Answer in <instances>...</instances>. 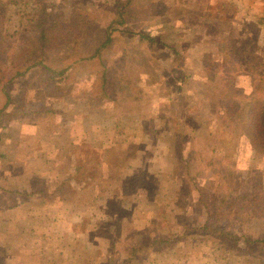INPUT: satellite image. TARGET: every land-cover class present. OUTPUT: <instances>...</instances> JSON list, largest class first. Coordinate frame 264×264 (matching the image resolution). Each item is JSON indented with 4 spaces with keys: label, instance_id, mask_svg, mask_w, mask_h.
Wrapping results in <instances>:
<instances>
[{
    "label": "rangeland",
    "instance_id": "obj_1",
    "mask_svg": "<svg viewBox=\"0 0 264 264\" xmlns=\"http://www.w3.org/2000/svg\"><path fill=\"white\" fill-rule=\"evenodd\" d=\"M130 1L140 15L113 25L117 39L78 65L64 92L18 97L20 76L10 101L0 91V264H10V230H22L23 245L49 243L30 231L56 211L71 227L67 242L82 245L80 264H264V155L237 125H221L203 78L227 74L248 92L260 76L264 88V0ZM126 3L0 0V36H17L42 7L47 26L78 11L94 30ZM139 30L178 48L181 67ZM69 51L64 42L50 58ZM97 58L124 70L110 96L94 93ZM11 72L0 62L4 82ZM178 74L189 75L179 88ZM220 224L237 243L219 244ZM159 236L169 240L153 245Z\"/></svg>",
    "mask_w": 264,
    "mask_h": 264
},
{
    "label": "trees",
    "instance_id": "obj_2",
    "mask_svg": "<svg viewBox=\"0 0 264 264\" xmlns=\"http://www.w3.org/2000/svg\"><path fill=\"white\" fill-rule=\"evenodd\" d=\"M130 0L119 8L115 20L110 21L104 27L92 29V24L87 20L85 15L74 11L71 16L66 18L63 12L55 15L53 22L47 26L46 18L48 13L42 7L36 18H29L23 24L19 31L9 35L6 39L0 36V62L7 63L11 68V76L6 82L0 78V91L5 96V102L11 100V80L20 76V88L16 93L18 97L24 96L25 93L32 89H41L45 93L64 92L57 90L63 82L66 85H72V74L78 65H83L84 60L93 58L98 55L102 48L111 46L117 39L113 34V25L121 24L124 17L139 16L130 6ZM4 7L0 4V26L3 29ZM133 32L127 31L126 34ZM140 38L148 42L150 46L154 45L159 49L167 52L173 61L174 68L178 69L182 64V54L173 44L164 42L158 34L152 35L149 32L139 30L136 32ZM95 39L93 43L91 41ZM65 42L70 48V54L61 59L52 57L53 50ZM6 44V46L4 45ZM10 45V46H9ZM56 57V56H55ZM54 57V58H55ZM67 61L64 62V58ZM93 64L92 70L95 74L94 93L111 95L115 83H113L120 74L123 73L122 67L115 64H106L100 58ZM58 60L59 64L51 66L49 63ZM252 54L247 51L246 61L243 60L244 66L249 67L248 71L253 70L251 65ZM97 63V64H96ZM3 74L7 71L2 70ZM48 73V74H45ZM10 74V73H9ZM204 82H210L214 87L207 90L211 97L216 100V109L214 115H221V125H237L242 133L248 138L252 150L264 155V88L263 79L257 76L256 83L253 87L245 92L242 86L236 84L235 80L227 74H213L212 77L204 75ZM189 79L188 74H178L176 77L177 87L180 83ZM68 90V89H67ZM212 134V132H209ZM241 199H247L245 195L239 196ZM240 209L236 207L232 214L234 218L239 215ZM206 221L204 226H207ZM219 224V223H218ZM217 231L219 244H234L239 240V236L234 232L227 230L224 225L220 224L213 228ZM168 241V238L159 236L152 240L154 245L157 242Z\"/></svg>",
    "mask_w": 264,
    "mask_h": 264
},
{
    "label": "crops",
    "instance_id": "obj_3",
    "mask_svg": "<svg viewBox=\"0 0 264 264\" xmlns=\"http://www.w3.org/2000/svg\"><path fill=\"white\" fill-rule=\"evenodd\" d=\"M61 215L60 211H56L54 215L44 216L47 226L42 230L37 228V230L30 231L32 234L42 233L41 238L50 239V242H46L44 246L40 244L41 242L23 245L22 230H10L11 243L14 244L10 246V254H7L10 257V264H80L81 255L83 254L82 245H78L77 241L72 244L67 242L68 235L72 234L70 232L71 227L67 226L65 215L62 217ZM60 224H62L63 230H59L58 225ZM72 240L73 236L69 241ZM32 249L36 252L31 254Z\"/></svg>",
    "mask_w": 264,
    "mask_h": 264
}]
</instances>
